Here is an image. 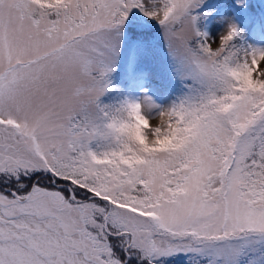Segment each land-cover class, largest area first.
<instances>
[{
  "label": "snow or ice",
  "instance_id": "snow-or-ice-1",
  "mask_svg": "<svg viewBox=\"0 0 264 264\" xmlns=\"http://www.w3.org/2000/svg\"><path fill=\"white\" fill-rule=\"evenodd\" d=\"M0 264H264V3L0 0Z\"/></svg>",
  "mask_w": 264,
  "mask_h": 264
},
{
  "label": "trees",
  "instance_id": "trees-1",
  "mask_svg": "<svg viewBox=\"0 0 264 264\" xmlns=\"http://www.w3.org/2000/svg\"><path fill=\"white\" fill-rule=\"evenodd\" d=\"M166 143H167L166 141H162V142H160V146L162 147V146H164Z\"/></svg>",
  "mask_w": 264,
  "mask_h": 264
},
{
  "label": "rangeland",
  "instance_id": "rangeland-1",
  "mask_svg": "<svg viewBox=\"0 0 264 264\" xmlns=\"http://www.w3.org/2000/svg\"><path fill=\"white\" fill-rule=\"evenodd\" d=\"M256 3H264V0H255Z\"/></svg>",
  "mask_w": 264,
  "mask_h": 264
}]
</instances>
